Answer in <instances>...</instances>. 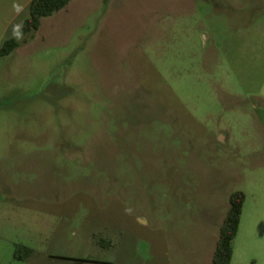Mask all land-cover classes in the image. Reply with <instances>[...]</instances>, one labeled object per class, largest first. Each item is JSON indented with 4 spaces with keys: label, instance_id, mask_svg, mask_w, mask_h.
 Listing matches in <instances>:
<instances>
[{
    "label": "rangeland",
    "instance_id": "rangeland-1",
    "mask_svg": "<svg viewBox=\"0 0 264 264\" xmlns=\"http://www.w3.org/2000/svg\"><path fill=\"white\" fill-rule=\"evenodd\" d=\"M236 189L264 264V0H70L0 55V264H212Z\"/></svg>",
    "mask_w": 264,
    "mask_h": 264
},
{
    "label": "trees",
    "instance_id": "trees-1",
    "mask_svg": "<svg viewBox=\"0 0 264 264\" xmlns=\"http://www.w3.org/2000/svg\"><path fill=\"white\" fill-rule=\"evenodd\" d=\"M70 0H31L28 6V15L23 19L16 35L9 36L0 45V55L10 54L19 45V37L37 29L42 17L54 13L65 7ZM246 194L241 189H236L229 196V207L219 227V234L212 256V264H230L233 256V240L238 232L240 219ZM101 242L107 244L105 239ZM24 249L27 253L32 248L27 245H18L17 250Z\"/></svg>",
    "mask_w": 264,
    "mask_h": 264
},
{
    "label": "crops",
    "instance_id": "crops-1",
    "mask_svg": "<svg viewBox=\"0 0 264 264\" xmlns=\"http://www.w3.org/2000/svg\"><path fill=\"white\" fill-rule=\"evenodd\" d=\"M30 1L31 0H0V21L15 20L17 18H21L23 21L29 13L28 6Z\"/></svg>",
    "mask_w": 264,
    "mask_h": 264
}]
</instances>
